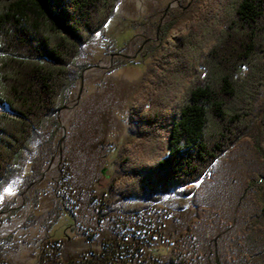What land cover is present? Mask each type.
Listing matches in <instances>:
<instances>
[{
    "label": "rangeland",
    "instance_id": "374dc122",
    "mask_svg": "<svg viewBox=\"0 0 264 264\" xmlns=\"http://www.w3.org/2000/svg\"><path fill=\"white\" fill-rule=\"evenodd\" d=\"M204 1L119 0L76 61L43 176L28 188L25 161L0 189V264H46L55 240L67 263L121 242L130 264H264V90L252 129L200 182L157 202L118 203L110 194L117 151L137 140L130 113L156 68L155 48L184 32ZM57 195L70 218L54 224L47 212ZM75 228L83 235L68 239Z\"/></svg>",
    "mask_w": 264,
    "mask_h": 264
},
{
    "label": "trees",
    "instance_id": "16d2710c",
    "mask_svg": "<svg viewBox=\"0 0 264 264\" xmlns=\"http://www.w3.org/2000/svg\"><path fill=\"white\" fill-rule=\"evenodd\" d=\"M118 2L0 0V189L25 161L28 188L43 176L59 111L79 74L76 61ZM154 55L156 68L130 113L137 140L115 156L120 170L110 194L118 203L157 202L200 182L252 129L264 90V0H205ZM56 197L47 212L54 224L69 217ZM119 247V255L128 252L121 242L102 245L115 256Z\"/></svg>",
    "mask_w": 264,
    "mask_h": 264
},
{
    "label": "built area",
    "instance_id": "2783aa9c",
    "mask_svg": "<svg viewBox=\"0 0 264 264\" xmlns=\"http://www.w3.org/2000/svg\"><path fill=\"white\" fill-rule=\"evenodd\" d=\"M63 242L60 240H55L54 242H50L45 246V262L46 264H125L128 260L130 253L129 251H124L123 254L119 255V252H122L123 248H118V255L115 256L113 251H107L102 248V252L97 253L96 251H86L80 253L74 260H69L68 263L62 259L60 249L56 248L54 250L53 247H57L61 245ZM51 248V249H50ZM136 258V257H135ZM130 262V261H129Z\"/></svg>",
    "mask_w": 264,
    "mask_h": 264
},
{
    "label": "water",
    "instance_id": "95a60500",
    "mask_svg": "<svg viewBox=\"0 0 264 264\" xmlns=\"http://www.w3.org/2000/svg\"><path fill=\"white\" fill-rule=\"evenodd\" d=\"M170 7V6H169Z\"/></svg>",
    "mask_w": 264,
    "mask_h": 264
}]
</instances>
